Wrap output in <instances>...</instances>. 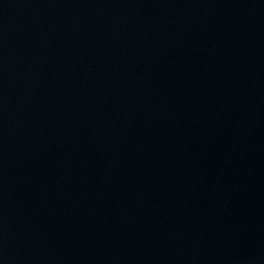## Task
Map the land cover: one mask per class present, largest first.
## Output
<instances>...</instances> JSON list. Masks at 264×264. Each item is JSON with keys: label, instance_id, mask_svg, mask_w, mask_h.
<instances>
[{"label": "water", "instance_id": "1", "mask_svg": "<svg viewBox=\"0 0 264 264\" xmlns=\"http://www.w3.org/2000/svg\"><path fill=\"white\" fill-rule=\"evenodd\" d=\"M0 264H264V0H0Z\"/></svg>", "mask_w": 264, "mask_h": 264}]
</instances>
